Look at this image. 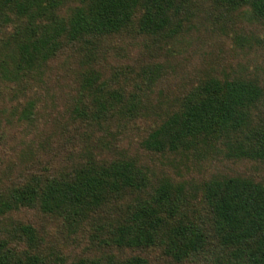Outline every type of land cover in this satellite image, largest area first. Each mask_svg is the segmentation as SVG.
I'll list each match as a JSON object with an SVG mask.
<instances>
[{
    "label": "trees",
    "instance_id": "trees-1",
    "mask_svg": "<svg viewBox=\"0 0 264 264\" xmlns=\"http://www.w3.org/2000/svg\"><path fill=\"white\" fill-rule=\"evenodd\" d=\"M206 3L225 12L246 10L250 20L264 24V0H0V114L31 124L42 98L33 87L61 55L66 66L76 61L79 87L65 114L68 136L51 147L47 164L21 173L17 181L0 182V264H56L38 230L13 219L26 210L50 217L71 235L90 227L102 254L73 264H150L122 254L154 248L181 263L203 253L211 236L227 264H264L263 182L215 176L200 185L211 235L185 183L154 178L149 165L120 155L116 146L129 123L152 118L140 142L145 152L264 164V85L252 77H209L163 114L160 105L149 109L141 93L126 90L118 78L123 73L104 77L93 68L108 54L109 40L123 34L158 45L176 41L191 17L213 15ZM12 92L24 96L7 108L15 100H5ZM80 129L77 159L58 158V152L68 153V142L78 146L74 137Z\"/></svg>",
    "mask_w": 264,
    "mask_h": 264
},
{
    "label": "rangeland",
    "instance_id": "rangeland-1",
    "mask_svg": "<svg viewBox=\"0 0 264 264\" xmlns=\"http://www.w3.org/2000/svg\"><path fill=\"white\" fill-rule=\"evenodd\" d=\"M210 4L203 6L209 8L213 15L203 20L191 17L183 33L174 42H160L158 45L151 38L129 34L109 40L107 57L105 55L96 61L93 68L104 77L123 73L118 78L124 79L123 86L126 90L141 93L140 96L143 102H147L145 104L149 109L160 105L163 114L168 110V105L175 101L178 104L187 91L209 77H252L264 85V24L250 20L246 10L225 12L221 8L214 9ZM61 56L48 63L42 79L44 81H38L33 87V91L42 98L31 124L26 126L17 117L10 120L0 114V182L17 181L21 173L26 174L34 167L41 168L44 163L46 165L51 147L55 148L58 141H63L68 136L65 130L68 126L64 125L65 114L72 109L79 96L77 64L75 60H70L68 67L64 65V55ZM142 71L147 73L145 77ZM61 79L63 81L57 85ZM136 83L140 89H135ZM22 96L24 95L12 92L5 100L9 97L15 100L5 101V106L13 107ZM1 107L2 103L0 111ZM9 112L10 110L6 114ZM151 120L152 118H143L129 123L116 139L118 153L121 155L126 152L137 157L139 162L149 165L154 178L169 179L175 184L185 183L194 193L191 202L201 212L199 220L212 235L211 214L200 185L215 176H241L264 183V164L249 160H225L214 156L199 158L184 152H145L140 148V142L152 126ZM100 132L106 133L105 130ZM69 133L73 134L72 131ZM82 133L83 130L80 129L74 137L78 146L73 141L68 142V153L58 152V158L66 160V155L71 157L72 154L77 159L82 147ZM97 134L98 132L94 136ZM1 135L5 137L2 138ZM93 144V141L89 142L90 146ZM107 154L111 155V152L108 151ZM12 217L31 223L38 230L45 241L43 245H47L42 247L49 248L47 253L50 259L57 260L56 264H73L80 258L92 259L102 254L90 239V227L71 235L62 230L60 224L53 219L44 217L35 210H26ZM133 255L146 258L150 264H227L226 254L212 236L203 253L181 263L163 256L157 248L144 252L126 251L122 254L123 257Z\"/></svg>",
    "mask_w": 264,
    "mask_h": 264
}]
</instances>
